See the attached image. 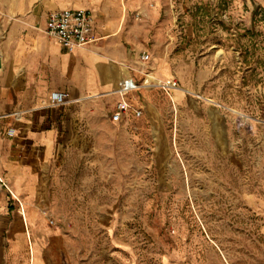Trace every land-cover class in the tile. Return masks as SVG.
Returning <instances> with one entry per match:
<instances>
[{"label":"rangeland","instance_id":"rangeland-1","mask_svg":"<svg viewBox=\"0 0 264 264\" xmlns=\"http://www.w3.org/2000/svg\"><path fill=\"white\" fill-rule=\"evenodd\" d=\"M132 1L170 21L157 50L180 101L139 86L152 103L125 116L126 142L52 180L79 222L49 225L81 264H264V0Z\"/></svg>","mask_w":264,"mask_h":264},{"label":"crops","instance_id":"crops-1","mask_svg":"<svg viewBox=\"0 0 264 264\" xmlns=\"http://www.w3.org/2000/svg\"><path fill=\"white\" fill-rule=\"evenodd\" d=\"M75 8L93 11L95 40L68 51L45 27L50 12ZM155 15L132 0H0V264H81L77 236L49 225L79 222L63 210L67 186L52 180L106 163L109 145L128 138L125 116L152 103L118 92L125 68L140 87L149 69L170 79L171 55L157 50L170 21ZM142 52L159 55L155 66ZM53 91L66 103L50 106ZM123 100L130 109L114 121Z\"/></svg>","mask_w":264,"mask_h":264},{"label":"built area","instance_id":"built-area-1","mask_svg":"<svg viewBox=\"0 0 264 264\" xmlns=\"http://www.w3.org/2000/svg\"><path fill=\"white\" fill-rule=\"evenodd\" d=\"M93 22V11L88 9H65L50 12L47 17L45 33L59 42L66 50L71 51L77 47H84L92 43L95 39L91 35ZM143 61H148L150 55L143 53ZM139 85L131 78L123 79L119 82L118 92L126 97L130 92L136 90ZM68 93L63 91H53L49 97L50 106H59L66 103ZM130 109L126 100L118 103L117 110L112 115L114 121H120L123 115ZM140 114V111L136 112ZM13 129L8 130L12 135ZM54 223L53 221H51Z\"/></svg>","mask_w":264,"mask_h":264},{"label":"bare ground","instance_id":"bare-ground-1","mask_svg":"<svg viewBox=\"0 0 264 264\" xmlns=\"http://www.w3.org/2000/svg\"><path fill=\"white\" fill-rule=\"evenodd\" d=\"M125 71L128 75V78L131 79V75L129 73V70L125 68ZM142 85L146 88L149 89L151 87L157 86V85H162L164 88L168 90H172L174 93L170 95L171 99L173 102H175V105H177V102L180 101L181 97V92L182 90L176 85V83L171 79L170 81H164L161 78H158L155 73H147L146 76L144 77Z\"/></svg>","mask_w":264,"mask_h":264}]
</instances>
